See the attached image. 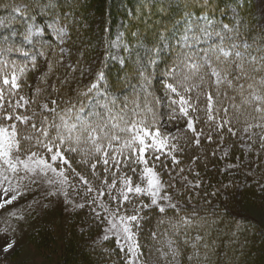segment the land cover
<instances>
[{"label": "snow or ice", "instance_id": "1", "mask_svg": "<svg viewBox=\"0 0 264 264\" xmlns=\"http://www.w3.org/2000/svg\"><path fill=\"white\" fill-rule=\"evenodd\" d=\"M201 3L211 10L212 0ZM28 7L16 6L13 11L25 16ZM35 7L43 13L55 5L53 0L47 3L35 0ZM31 19L35 21V17ZM182 19L187 26L176 37L175 46L169 42L172 34L167 26L154 31L153 46L145 49L147 63L137 59L134 75L138 77V86L124 83L123 88L131 87L132 91L123 97L110 90L103 67L94 73L90 83L67 99L59 98L54 86L56 99L44 98L42 102L39 87L30 96L24 95V89L30 87L29 73L37 68V57L46 58V45L39 39L45 29L32 22L24 33L0 34V211L18 203L41 182L52 189L49 196H63L66 205L72 203L69 199L72 192L77 195L83 192L86 203L73 206L80 209L88 206L98 218L103 214L107 222L103 239L115 237L120 250L126 249V264H140L142 246L138 233L144 219L141 213L145 209L160 214L176 210L178 219L171 225L173 232L165 233L169 237L165 242L168 252L161 253L163 256L171 253L175 260L179 255L180 229L196 226L197 217L195 210L190 215H179L182 209L171 202L168 191L173 185L162 179L163 170L168 167L162 158L170 160L173 166L181 163L177 154L184 150L180 143L182 130L177 129L176 134L163 130L164 104L151 91L152 74L147 68H159L158 60L165 64L160 82L168 101V119L186 120L183 138L187 142L200 145L204 133L197 131L196 125L203 114V122L209 128L216 132L226 130L241 139L247 135L254 143L258 140L264 149V45L237 43L236 30L228 24L218 26L207 12L193 19V14L186 11ZM4 27L7 25L0 19V28ZM47 27L60 43L64 42L66 28L58 24ZM16 36L22 39H13ZM26 44L31 47L26 48ZM166 48L175 49L171 63L163 55ZM121 64H125L123 59ZM53 67V62L48 61L47 71ZM129 79L124 77L125 81ZM59 83L66 84L67 80ZM189 132L192 138H187ZM223 138L220 137L221 141ZM207 139L212 142L213 136L209 134ZM248 147L250 150L251 146ZM223 154L227 156L228 150ZM198 159L193 157V163ZM234 167L237 165L229 164L222 171ZM183 171L181 168L180 172ZM195 175L198 177L199 172ZM70 177H75V181ZM182 179L187 181L186 187H201L199 179L194 182L187 177ZM219 191L212 195H218ZM102 197H107L108 203ZM144 197L150 202H145ZM112 203L115 209L111 208ZM129 204L133 205L131 209ZM23 213V209L8 212L9 221H24L27 217ZM157 236V232L152 233L153 239ZM202 239L199 235L195 237L194 249ZM188 242L184 240L185 244ZM13 246L14 243H7L3 251L7 253ZM204 247L207 249L208 245ZM197 255L193 253L189 260Z\"/></svg>", "mask_w": 264, "mask_h": 264}, {"label": "trees", "instance_id": "2", "mask_svg": "<svg viewBox=\"0 0 264 264\" xmlns=\"http://www.w3.org/2000/svg\"><path fill=\"white\" fill-rule=\"evenodd\" d=\"M47 2L48 0H42V3ZM53 3V9L41 13L40 9L35 7V0H0V19L7 25L0 28V34L24 33L27 24L32 22L44 26L56 20L66 27V52L61 53L58 45L49 36L39 38L46 45V58L37 57V68L29 73L27 83L30 87L25 88L24 93L30 96L39 87L42 102L44 98H58L53 86L58 90L59 98L74 96L78 88L83 89L91 82L94 73L101 67L114 94L121 97L130 94L132 88L125 89L123 84L138 86V77L134 75L138 67L137 59L139 57L142 63H147L145 49L153 46L154 31H162V26H167L172 34L169 41L175 35H181L187 26L186 21L182 19L186 11L193 14V19L207 12L208 18L216 24H228L244 39L253 43L257 41L254 33L256 20L252 11L253 0H212L211 10L202 7L201 0H53ZM24 5H29L27 15L21 16L13 11L14 7ZM31 17H35V21H32ZM10 20L12 23L9 24ZM116 25L122 27L124 41L129 46L122 57L124 65L121 64V59L113 60L110 45ZM13 39L20 41L22 37L16 36ZM49 44L51 47H47ZM25 47L31 46L26 44ZM105 52L108 53L107 57L104 56ZM163 55L169 57L168 62L171 63L174 52L166 48ZM48 61H52L54 65L50 72L47 71ZM157 63L159 68L149 66L146 71L152 74L151 91L167 105L168 101L160 82L165 64L159 60ZM73 68L76 71H73ZM89 69L91 71H88ZM81 71H84L83 77ZM41 76H46V79H39ZM125 76L130 77L129 81L124 80ZM65 80L66 84L59 83ZM164 119L171 126L170 133L176 134L177 129L182 130L180 143L184 150L177 154L181 163L176 166H173L170 160L162 158L168 165L163 170L162 179L166 184L171 182L173 185L168 191L172 197L171 202L182 209L179 215H190L195 210L197 217L196 226L181 228L178 233V264H264V234L250 224L248 215L239 208V201L254 203L264 198L260 154L242 146L243 141H248L256 149L260 142L257 140L254 143L247 135L243 139L231 136L226 130L216 132L203 122L204 117L201 114V120L196 127L197 131H203L204 135L197 146L183 138L186 120L181 118L170 121L168 114ZM209 134L213 136L212 142L207 139ZM186 136L192 138L193 134L189 132ZM221 136L224 137L222 141ZM225 149L228 150L227 156L223 154ZM193 157L199 158L196 163H193ZM229 164L237 167L222 171ZM181 168L184 169L183 173L180 172ZM242 168L248 172H244ZM157 170H160L159 164ZM197 172L198 177L195 175ZM182 177H187L188 181L193 182L201 180V187H186L187 181ZM70 179L75 181L76 178ZM217 189L220 190L219 194L213 196L212 193ZM102 198L108 203L107 197ZM143 199L150 202L147 197ZM136 203L138 204L139 200ZM132 207L133 205H128L129 209ZM141 215L144 219L138 233L142 246L140 258L144 264H165L162 261L149 263L147 253L159 241L161 232H173L171 225L178 219L177 212L169 209L165 214H160L158 211L145 209ZM100 219L88 206L77 208L73 212L67 225L58 264H126V254L114 240L95 239L102 226ZM161 220L164 223H160ZM153 232L158 233L156 239L152 238ZM46 235L49 236L50 233ZM197 235L203 239L194 249L192 245ZM45 237L42 235L43 239ZM185 239L189 241L187 244L184 243ZM46 241L48 244L52 242V236ZM204 244L208 245L207 249ZM193 253L198 255L189 260Z\"/></svg>", "mask_w": 264, "mask_h": 264}, {"label": "rangeland", "instance_id": "3", "mask_svg": "<svg viewBox=\"0 0 264 264\" xmlns=\"http://www.w3.org/2000/svg\"><path fill=\"white\" fill-rule=\"evenodd\" d=\"M252 11H254L256 20L254 33L256 34L257 41L253 43L244 39L240 34H238V40L236 42L241 43L246 41L248 44H251L255 47L256 45H264V0H253ZM49 24H58L59 27H66L62 22L56 20L41 26L45 29L42 36H49L52 41L58 45L60 51L61 49H64V52H66L65 41L67 39V35L64 38V42L60 43L56 39L53 30L47 27ZM217 25L222 26L219 23ZM178 36L175 35L169 41L171 45H176V37ZM110 45L112 49L113 60L115 59L116 61H119L122 59L124 52H126L124 50L125 47L128 48L129 46L124 41L121 26H115L112 38L110 40ZM171 51L174 52L173 49ZM23 94L25 95V93ZM163 104L165 110V113L162 115L163 130L165 132H170L171 126L168 124L167 120L164 119L165 115L168 114V109L167 105H165V102H163ZM249 145L251 146V143L248 141H243L242 143V146L245 149H249ZM250 149L257 151V153L260 154V163L262 165L263 171L262 179L264 180V149L261 148L260 143L256 149L252 146ZM242 169L244 172L247 171L245 168ZM51 191L52 189L47 184L41 182L39 186L34 185L32 190L26 193L18 203H15L12 207L5 211H0V264L59 263L62 255L63 239L66 234L67 225L70 223L73 212L77 209L73 205L84 203L85 200L82 199L83 192H81L80 195L72 192L69 196V199L72 201V203L66 205L64 203L63 196H49L48 193ZM105 203L107 202L105 201ZM115 207V204L112 203L111 208L115 209ZM239 208L244 211L246 215H248L250 224L256 226L260 232L264 234V198L254 201V203H249L244 200H242V202L239 201ZM16 209L24 210L23 214L27 217L24 221H20L19 223H17L15 220L9 221L8 212ZM100 218L102 226L99 233L95 237V239L98 241L105 240L103 237L106 235L105 228L107 226L106 220L103 219V214ZM47 231L50 233L49 236L46 235L48 234ZM165 233L167 232L163 231L160 233L159 241L156 243V245L150 248L149 252L147 253V261L149 263L162 261L165 264H178L179 255L175 258V260L173 259L171 253H168L167 256L161 255L162 252H168L165 242L169 237L166 236ZM42 235L43 237L46 236L45 239L42 238ZM51 236L53 241L48 244V241L46 240H49ZM109 239L114 240L115 244L117 245L115 237L110 236ZM7 243H14V246L7 253H5L3 249ZM40 243L44 244L40 246ZM123 252L126 254V249ZM140 264H144L141 258Z\"/></svg>", "mask_w": 264, "mask_h": 264}]
</instances>
